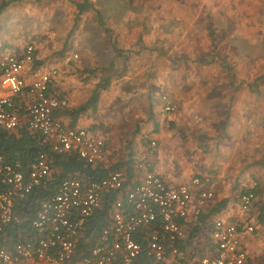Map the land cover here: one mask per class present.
Wrapping results in <instances>:
<instances>
[{"label":"rangeland","instance_id":"1","mask_svg":"<svg viewBox=\"0 0 264 264\" xmlns=\"http://www.w3.org/2000/svg\"><path fill=\"white\" fill-rule=\"evenodd\" d=\"M91 1L103 12L109 33L91 12L75 20L70 0L14 4L0 22V60L21 56L33 44L43 62L39 69L49 73L57 67L60 96L76 86V96L84 97L82 81L92 90L94 80L107 78V103L130 90L134 109L147 113L144 100L167 96L184 125L207 129L220 168L230 165L227 170L234 172L239 164L246 166L241 178L256 176L255 162L264 161V0ZM139 39L142 50L134 48ZM118 50L133 55L122 60ZM211 51L226 61L208 59ZM258 145L262 151L256 152Z\"/></svg>","mask_w":264,"mask_h":264},{"label":"built area","instance_id":"2","mask_svg":"<svg viewBox=\"0 0 264 264\" xmlns=\"http://www.w3.org/2000/svg\"><path fill=\"white\" fill-rule=\"evenodd\" d=\"M35 52L29 44L21 56L9 55L0 62V129L17 131L25 126L46 139L49 153H40L27 165L0 156V233L22 221L21 203L50 178V154H74L91 166L113 165L104 139L56 118L55 112L68 106L66 99L51 93L56 70L27 83L24 73ZM163 101L165 112H173L170 98L164 96ZM156 149V141H151L135 161L138 184L114 201L94 247L83 251L80 239L89 220L102 209L105 195L125 190L123 170L97 180L90 176L62 180L31 222L34 237L12 249H0V264H185L186 259L188 264H247L249 255L241 235L253 233L254 227L222 220L215 221L209 231L212 254L195 261L185 256L184 224L190 216L200 217L214 199L212 181L195 176L189 184H168L154 170ZM255 200L254 188L243 193L242 211L249 212Z\"/></svg>","mask_w":264,"mask_h":264},{"label":"crops","instance_id":"3","mask_svg":"<svg viewBox=\"0 0 264 264\" xmlns=\"http://www.w3.org/2000/svg\"><path fill=\"white\" fill-rule=\"evenodd\" d=\"M44 73H48L45 72V68L34 69L30 65L24 76L29 84ZM60 79L57 71L51 93L67 100L68 106L64 109H76L85 104L100 81H93L92 90L87 88L86 81H82L84 87L81 85V88L86 94L84 97L76 96V86L69 87L68 93L70 88L72 91L68 97L63 93H61L63 96H60L56 84ZM69 83L66 80L63 86ZM124 90H121L123 92L121 94L112 95L109 103L105 101L104 95H101L96 111L89 110L77 119L67 115L61 116L59 119L67 126L86 128L95 136L104 139L113 165L123 164L130 160L131 156L133 158L138 157L146 150L145 146L148 148L151 141H156L157 150L152 158L154 170L168 184L179 186L189 184L195 176L210 177L212 181L210 189L214 191L215 197L202 214L206 217V223L211 226L215 221L222 220L226 223L252 225L254 227L253 233L245 232L241 235L243 247L249 255L247 264H264V161L258 159L257 164L255 162L256 176H251L250 179L246 176L247 174L241 178L246 166L241 167L238 164V170L234 172L227 170L230 165L224 167L222 165L220 168V163L214 160L215 158L211 155V150L217 147L215 148L213 144L210 145L208 142L210 135L207 129H195L193 126L184 125L183 116L176 111V108L173 112L164 114L162 112L164 101H162L161 94L157 95L156 98L154 97L155 101L150 103L154 99H151L148 93L151 100H144V102H147L149 110L147 113L144 111L137 112L133 107V97L128 96L130 90ZM144 121H149L150 124L143 127ZM73 122L74 126H71ZM132 144L133 147L131 148ZM259 146L261 145L255 147L256 152L258 148L259 151H262V147ZM229 161L231 162L232 159ZM134 173L137 174L136 169ZM253 188L257 191V198L250 211L244 212L240 205L241 195ZM197 225L198 218L193 216H190L185 222L187 241L192 244L191 248H187L185 256L191 255L193 261L201 255L212 254L209 249L211 240L209 241L206 225L196 236L190 237L192 227ZM189 261L186 259V264Z\"/></svg>","mask_w":264,"mask_h":264},{"label":"trees","instance_id":"4","mask_svg":"<svg viewBox=\"0 0 264 264\" xmlns=\"http://www.w3.org/2000/svg\"><path fill=\"white\" fill-rule=\"evenodd\" d=\"M22 1H32L34 3H46L52 0H0V22L5 15L12 9L14 4ZM70 4L74 7L75 20H77L82 15L91 12L94 14V20L97 23L99 29L105 33H109V28L104 20L103 12L100 11L97 6L91 0H70ZM77 28V24L70 30L69 36L72 35L74 30ZM68 36V38H70ZM141 38V37H140ZM67 46L65 45V48ZM134 48L139 50L143 49V42L139 39L135 44ZM117 58L122 60H127L133 55L127 50L116 51ZM136 52L135 54H138ZM208 55L213 57L215 60L213 62L224 63V60L220 54L216 51H211ZM222 58V59H220ZM199 61L203 64H208L207 59L199 57ZM220 60V61H219ZM43 62H40L35 57L32 63L34 69L41 67ZM223 67V64H221ZM83 73L95 74V71L85 69ZM264 78V76H262ZM111 78L102 79L95 86L88 101L79 106L76 109H63L55 112L56 118L61 116H70L76 119L89 110L96 111L97 104L103 92L107 91L111 86ZM75 122V121H74ZM74 122L71 126H74ZM46 139L38 133H32L27 127L23 126L17 131H5L0 129V156H3L6 161L10 163L22 162L27 165L29 162L33 161L40 153H49V148ZM50 160L52 165V174L49 179H47L44 184L37 189L20 205V214L22 221L18 224L8 226L2 233H0V249H12V247L28 238H33L34 233L32 232L31 222L35 218L42 201L56 194L60 182L68 178H79L90 176L93 179H101L109 174V172L123 170L127 174L126 187L123 192H112L105 195L102 203V209L89 220L84 237L80 239V248L83 251H88L90 248L96 245V240L99 235L100 230L106 224L107 217L112 208V204L119 197H123L125 193L138 184L135 181V158L131 156L130 160L120 165H112L109 168H105L101 165L91 166L86 164L84 161L80 160L74 154L57 155L50 154ZM255 196L257 198V191L254 190ZM255 203V202H254ZM254 206V204H253ZM264 214V209H263ZM206 217L201 215L198 217V225L192 227L191 236H196L203 227H208V232L211 226L206 223ZM264 219V216H263ZM185 225V224H184ZM209 236V235H208ZM189 237V238H190ZM192 244L187 241V244L182 247V251L185 253L187 248H191ZM191 256V255H190ZM185 264L186 261H183Z\"/></svg>","mask_w":264,"mask_h":264}]
</instances>
